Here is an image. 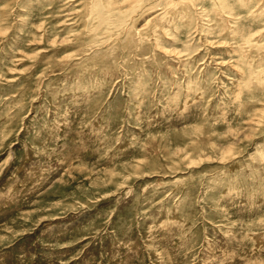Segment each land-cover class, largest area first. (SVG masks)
Returning a JSON list of instances; mask_svg holds the SVG:
<instances>
[{
    "label": "rangeland",
    "instance_id": "rangeland-1",
    "mask_svg": "<svg viewBox=\"0 0 264 264\" xmlns=\"http://www.w3.org/2000/svg\"><path fill=\"white\" fill-rule=\"evenodd\" d=\"M0 264H264V0H0Z\"/></svg>",
    "mask_w": 264,
    "mask_h": 264
}]
</instances>
